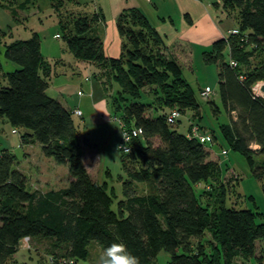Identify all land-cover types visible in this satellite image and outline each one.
<instances>
[{
	"label": "trees",
	"instance_id": "obj_1",
	"mask_svg": "<svg viewBox=\"0 0 264 264\" xmlns=\"http://www.w3.org/2000/svg\"><path fill=\"white\" fill-rule=\"evenodd\" d=\"M68 1L78 2L50 0V6L62 30L55 36L64 38L71 58L46 55L37 29L26 38L0 28V36H11L4 56L15 64L6 69L0 60V122L12 125L23 151L18 157L14 146L0 147V264L11 262L26 236L50 244V264L86 258L91 239L104 248L119 239L140 264H161L162 252L163 264H264V213L255 201L253 208H237V200L228 204V190L242 174L223 159L229 149L204 123L184 76L195 66L193 42L179 35L166 41L140 8L130 6L117 18L122 52L108 56L97 28L103 12L69 8ZM26 3L17 7L26 10L25 19L41 15L38 0ZM213 3L239 32L203 51L206 62L219 66V93L211 98L210 86V94L202 92L207 86L201 92L216 118L228 115L229 123L220 125L223 138L264 181V97L253 88L264 80V60L253 62L264 55V0ZM81 61L96 66L112 118L128 134L122 143L130 151L121 144L122 134L119 143L123 197L117 209L109 180L102 179V169L112 172L103 166L101 148L74 119L81 109L61 90L47 93L53 78L80 74ZM138 182L151 183L155 191L142 190Z\"/></svg>",
	"mask_w": 264,
	"mask_h": 264
},
{
	"label": "rangeland",
	"instance_id": "obj_2",
	"mask_svg": "<svg viewBox=\"0 0 264 264\" xmlns=\"http://www.w3.org/2000/svg\"><path fill=\"white\" fill-rule=\"evenodd\" d=\"M78 2L74 1H68L69 8L75 7V9H81L85 8L88 11L92 10H99L103 12L102 20H100L97 28L99 29L98 32L101 33L102 36V42H103V52L105 55L108 56H114L118 57L121 52V44H118L117 47L113 45V42L110 41L109 36L107 35V38L104 33V21H110V10L104 6L103 10L96 8V4L92 0H77ZM15 5L6 6L3 4H0L3 8H7L9 10V14H12L14 12V9L17 11H20V9H17L19 6V3H24L27 5V0H16ZM42 7L41 17L43 20H37L38 24L36 25L35 29H42V46H43V52L48 55L49 57H64V58H71L72 53L70 51H67L65 48V40L64 38H58L55 36L56 32H62L58 19L55 16L54 10L50 6V0H38ZM122 11V10H121ZM2 12V11H1ZM0 12V28L3 30L9 31L10 28H12L13 37H29L32 34L31 31V25L33 24V18L30 20H24L23 23L19 21H15L11 23V26H5L8 25V22H6V14L2 15ZM121 13V12H120ZM119 13V14H120ZM21 16V15H20ZM14 23V24H13ZM35 23V21H34ZM222 25L226 24L224 22H221ZM230 24L234 25L233 20H230ZM108 29L112 27V25L108 22ZM113 25L115 28V23L113 21ZM108 31V30H107ZM104 33V35H103ZM100 35V34H99ZM119 36L123 38L120 34ZM8 39H11V36L3 35L0 36V60L4 63L6 69H12V66L15 64L12 61H8L4 56V50L3 46L5 44V41H8ZM124 39V38H123ZM207 40H196L194 41V54H195V66L193 69L185 70L184 76L189 81V83L192 85L193 89L195 90V93L199 99L202 112L204 114V123L206 125H211V127H214L217 131L219 140H222L224 142V147H227L229 149V153L226 155H223V159L225 161H232L235 166L238 168V170L242 174V180H240L239 183H236V185L231 186L228 190V204H231L237 200V202L234 204L237 208H246V207H254V201L259 206V210L264 213V181L254 176L251 171L250 167L248 166V162L245 158V156L230 146V144L223 138L221 133L220 125L222 122L229 123V117L223 112V114L216 118L212 112L209 98L208 96H205L202 94L201 90L202 88L206 86H210L213 89V93L211 95V98H217L219 93V66L213 62H206L203 58V51L210 48L208 46ZM264 60V55L262 56H256V58L253 60L254 63H257L258 61ZM79 66L81 69L80 74H71L67 73L62 74L60 76H57L51 80L50 86L47 90L48 95H56L57 91H60L61 89H65L66 94L70 95L71 98H74L78 95L81 88H79L80 80L84 81V86H87L89 84L90 88L86 89L88 94L94 98L98 97L96 90H99L100 94H104L105 98V113L107 116L111 117V113L113 111L112 109V101L108 97H106V94L104 93V89L102 88L101 83L95 76V70H97L96 66L94 64H91L89 62L81 61L79 62ZM91 76V79L89 78ZM90 79V80H88ZM98 85L99 88L93 87V83ZM83 84V83H82ZM115 88H119V84L117 82H114ZM147 97L144 96L142 100H145ZM92 101V99H91ZM146 101V100H145ZM219 102V105L224 110V106L221 102V100L218 98L217 100ZM108 110L110 112L108 113ZM75 121H79L80 117L77 115H74ZM0 147L5 145L10 146H19V135L14 133L12 130V125L8 123L7 121L0 122ZM188 120L187 116L181 118V123L178 126V129L182 132H185L187 129ZM218 146L221 148V145L218 144ZM110 148H108L109 150ZM105 159L110 163V168L112 169V175L104 174V169H102V179L107 178L108 181V190L112 193L113 196V203L112 207L114 209H117V202L120 198L123 197V188H122V181L118 178V173L120 172L118 168L114 166V162L112 160L111 154L108 152L107 156L106 153H104ZM257 160L261 159V156H256ZM104 160V163L106 162ZM224 161V160H223ZM105 166V164H103ZM120 166V165H119ZM104 176V177H103ZM142 182H138L137 184H141ZM142 190L145 191H152L153 188L155 191V186L153 187L151 183H145L140 185ZM253 196L254 199H251L250 196ZM264 221V218L261 219ZM50 244H43V243H37L36 237H23L20 240V248L19 250L14 254L13 259L9 264H50L49 260V254H48V246ZM51 249V248H50ZM88 249L89 253L86 258H78L74 264H98L99 258L101 254L103 253V250L105 249L102 244H100L97 240L91 239L88 243ZM165 253L162 252L159 261L161 264L165 261ZM253 264V263H252Z\"/></svg>",
	"mask_w": 264,
	"mask_h": 264
},
{
	"label": "crops",
	"instance_id": "obj_3",
	"mask_svg": "<svg viewBox=\"0 0 264 264\" xmlns=\"http://www.w3.org/2000/svg\"><path fill=\"white\" fill-rule=\"evenodd\" d=\"M92 1L95 2L96 8L98 7L99 9L103 10V7L106 6L110 10V21H104V33L106 38L107 35H110L109 39L111 42H113L115 47H117L118 44H121L122 48L124 42V39L119 36L120 32L117 25L118 15L121 10L130 6H136L140 8L148 17L151 24L154 25L164 36L166 41L176 35H179L187 37L193 42V44L196 40H207L209 42L208 46L211 47V44L214 40L222 36H226L227 31L236 25L234 19L229 17L222 7L215 6L213 0ZM0 12L2 15L6 14L5 18L6 22H8V25L5 26H11V23L15 21L23 23L26 17V10L23 9L17 12L18 15H21L19 16L20 20H16L13 12L12 14H9V10L7 8H3L2 6H0ZM40 17L41 15H36L34 18L30 17L29 19L26 18V20L28 21L33 18V24L31 25V28L35 29V24H38L39 20L41 21L42 17ZM36 18L38 21L35 20ZM230 20H233L234 25L230 24ZM113 21L115 23V28ZM108 22L112 25V27L109 29L107 25ZM221 22H224L225 24L228 22V24L225 26L222 25ZM37 30L42 36V29H39L38 27ZM98 33L101 36V33ZM55 34H57V32ZM84 84V81L80 80L79 88L83 90L81 95L78 94L74 98H71L68 94L67 95L74 107L79 108L82 111V115H79V117L84 131L100 146L102 162L105 164L104 168L111 169L109 165L110 163L105 159L106 157H104V153H106L107 156L109 152L114 162V166L120 171L119 143L121 139V129L119 123L112 118V115L111 117L106 115V102L104 94L101 95L99 90H96L98 97L92 98L86 90L87 88L89 90L90 85L87 84V86H84ZM93 84V87L99 88L95 82ZM61 91L64 93L67 92L65 89H61ZM109 112L110 110H108V113ZM108 148L110 149L108 150ZM13 150L18 157L23 155L20 145L18 147H13ZM104 160H106L105 163Z\"/></svg>",
	"mask_w": 264,
	"mask_h": 264
},
{
	"label": "clouds",
	"instance_id": "obj_4",
	"mask_svg": "<svg viewBox=\"0 0 264 264\" xmlns=\"http://www.w3.org/2000/svg\"><path fill=\"white\" fill-rule=\"evenodd\" d=\"M98 264H140V261L122 241L117 239L105 247Z\"/></svg>",
	"mask_w": 264,
	"mask_h": 264
},
{
	"label": "built area",
	"instance_id": "obj_5",
	"mask_svg": "<svg viewBox=\"0 0 264 264\" xmlns=\"http://www.w3.org/2000/svg\"><path fill=\"white\" fill-rule=\"evenodd\" d=\"M239 32V29L238 28H235V27H232V28H230L228 31H227V33H226V37L230 34H237ZM262 82H264V80H262V81H259L253 88L255 89V91L257 92V94H262V92L260 91V84L262 83ZM203 94H205V95H208V94H210L211 92H212V89L209 87V86H207L203 91ZM79 93L80 94H82V91L81 90H79ZM76 112H78V113H81V111L80 110H76ZM173 116L174 115H172V117H170V120H173ZM137 133V132H136ZM121 134H122V141H121V144L123 145V147H124V150L126 151V152H128V151H130V147L129 146H127L126 144H123L122 142L123 141H126V139H128V134L125 132V131H121ZM121 144H120V146H121Z\"/></svg>",
	"mask_w": 264,
	"mask_h": 264
},
{
	"label": "water",
	"instance_id": "obj_6",
	"mask_svg": "<svg viewBox=\"0 0 264 264\" xmlns=\"http://www.w3.org/2000/svg\"><path fill=\"white\" fill-rule=\"evenodd\" d=\"M260 91L262 92V96L264 97V82L260 84Z\"/></svg>",
	"mask_w": 264,
	"mask_h": 264
}]
</instances>
